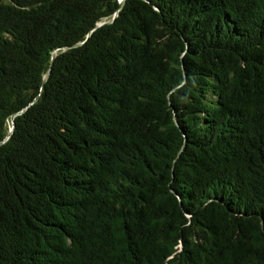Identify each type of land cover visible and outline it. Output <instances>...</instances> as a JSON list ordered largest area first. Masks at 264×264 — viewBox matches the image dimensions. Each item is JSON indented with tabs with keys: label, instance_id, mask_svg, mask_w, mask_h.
<instances>
[{
	"label": "trees",
	"instance_id": "trees-1",
	"mask_svg": "<svg viewBox=\"0 0 264 264\" xmlns=\"http://www.w3.org/2000/svg\"><path fill=\"white\" fill-rule=\"evenodd\" d=\"M0 264H264V0H0Z\"/></svg>",
	"mask_w": 264,
	"mask_h": 264
},
{
	"label": "water",
	"instance_id": "water-1",
	"mask_svg": "<svg viewBox=\"0 0 264 264\" xmlns=\"http://www.w3.org/2000/svg\"><path fill=\"white\" fill-rule=\"evenodd\" d=\"M123 1H124V0H119L120 5L123 3ZM114 16H115V14H114ZM114 16H113V17L111 18V20L108 21V22H111V21L113 20ZM101 24H102V23H98L95 27L100 26ZM13 117H14V116H12V119H13ZM12 127H13V122H12L11 129H10V131H9V133H8V135H7V137H6V139L8 138V136H9L11 130H12Z\"/></svg>",
	"mask_w": 264,
	"mask_h": 264
}]
</instances>
